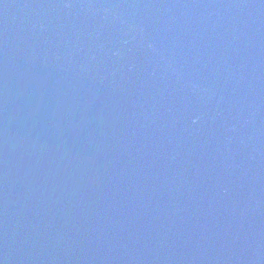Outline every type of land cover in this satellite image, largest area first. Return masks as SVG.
<instances>
[{"label":"water","instance_id":"water-1","mask_svg":"<svg viewBox=\"0 0 264 264\" xmlns=\"http://www.w3.org/2000/svg\"><path fill=\"white\" fill-rule=\"evenodd\" d=\"M0 264H264V0H0Z\"/></svg>","mask_w":264,"mask_h":264}]
</instances>
